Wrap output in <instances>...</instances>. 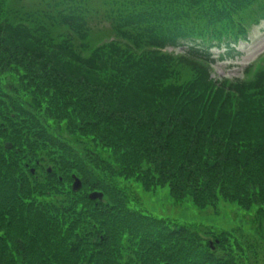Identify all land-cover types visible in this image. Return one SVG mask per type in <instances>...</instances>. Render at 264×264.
<instances>
[{"label":"trees","instance_id":"trees-1","mask_svg":"<svg viewBox=\"0 0 264 264\" xmlns=\"http://www.w3.org/2000/svg\"><path fill=\"white\" fill-rule=\"evenodd\" d=\"M261 22L264 0H0V264H248L247 238L142 213L132 188L264 226V69L192 63Z\"/></svg>","mask_w":264,"mask_h":264},{"label":"rangeland","instance_id":"rangeland-1","mask_svg":"<svg viewBox=\"0 0 264 264\" xmlns=\"http://www.w3.org/2000/svg\"><path fill=\"white\" fill-rule=\"evenodd\" d=\"M104 34L100 37L98 35L86 37L88 41L85 48L88 52L98 44L112 41L111 38L107 40ZM233 44L228 46L223 43L219 46L217 44L208 46L209 49L207 50L211 54L209 56L211 62L207 66L194 59L192 63L205 67L210 77L219 82L252 78L258 68L263 67L264 69V22L250 25L249 32L245 36L237 38ZM187 47L189 45L177 47L175 50L169 48L167 53L178 56V60L183 61L187 59V56L182 51L184 52ZM165 49L167 47L162 51ZM176 68L180 70L179 82L190 79V72L186 67L177 65ZM191 69L194 72L193 67ZM132 192L137 198V206L134 207L142 213L173 224L189 225L216 233L233 234L235 237H239L241 241L247 238L253 246L248 264H264V226L258 227L256 223L251 225L246 218L248 213L236 205L219 201L215 206L199 209L189 199L174 201L167 188L147 192L142 190L140 186H134Z\"/></svg>","mask_w":264,"mask_h":264},{"label":"water","instance_id":"water-1","mask_svg":"<svg viewBox=\"0 0 264 264\" xmlns=\"http://www.w3.org/2000/svg\"><path fill=\"white\" fill-rule=\"evenodd\" d=\"M7 148H9V145H7ZM73 180H74V182L72 184V190L73 191H78L80 189V187H81V183L75 177H73ZM88 197H89L90 200H96V199L100 200L102 195L100 193H96L95 192V193H91Z\"/></svg>","mask_w":264,"mask_h":264}]
</instances>
